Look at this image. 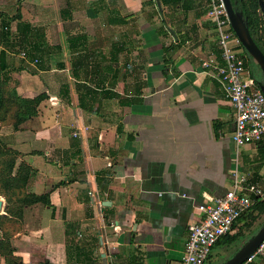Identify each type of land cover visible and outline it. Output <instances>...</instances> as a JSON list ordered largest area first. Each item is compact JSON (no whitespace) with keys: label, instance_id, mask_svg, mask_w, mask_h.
Masks as SVG:
<instances>
[{"label":"crops","instance_id":"obj_1","mask_svg":"<svg viewBox=\"0 0 264 264\" xmlns=\"http://www.w3.org/2000/svg\"><path fill=\"white\" fill-rule=\"evenodd\" d=\"M205 4L0 0V68L22 97L47 95L21 129L0 126L32 169L26 193L49 200L22 209V264H170L235 175L264 185V148L234 144V109L200 66L217 51Z\"/></svg>","mask_w":264,"mask_h":264},{"label":"built area","instance_id":"obj_2","mask_svg":"<svg viewBox=\"0 0 264 264\" xmlns=\"http://www.w3.org/2000/svg\"><path fill=\"white\" fill-rule=\"evenodd\" d=\"M205 7L206 18L216 33L217 51L203 58L200 66L219 82L234 109L231 133L234 144L237 147L255 144L264 148V94L251 75L244 48L231 28L222 0H206ZM20 55L25 58L27 53L21 51ZM258 199L264 200V185L235 175L230 189L212 204L199 206L203 215L188 226L182 255L170 264H205L216 241L233 232L236 219ZM258 258L264 259V239L242 264Z\"/></svg>","mask_w":264,"mask_h":264},{"label":"trees","instance_id":"obj_3","mask_svg":"<svg viewBox=\"0 0 264 264\" xmlns=\"http://www.w3.org/2000/svg\"><path fill=\"white\" fill-rule=\"evenodd\" d=\"M160 1L163 7L170 9L182 0ZM231 2L234 9L241 13L253 40L264 53V18L259 11L258 0H231ZM15 17L20 18L19 9L12 18ZM243 54L248 59L251 75L259 85L261 80L256 76L253 60L244 49ZM6 68L7 66L0 70ZM9 72L10 70L6 69L3 71L4 75L0 76V126H9L13 130H19L25 122L38 114L39 105L47 95L40 93L32 98L22 97L17 93L15 86L10 83ZM19 154L0 138V195L5 199L4 211L6 213L5 215L0 214V255L5 258V264H22L21 259L14 254V247L10 240L19 229L23 207L38 202L49 204L47 195L26 193L25 186L32 169L24 162H20L16 168ZM262 215H264V200L258 199L236 219L232 226L233 232L221 236L213 247L232 246L240 242L245 236L243 232L248 230ZM237 249L238 247L232 253ZM39 264L52 263L45 261Z\"/></svg>","mask_w":264,"mask_h":264},{"label":"water","instance_id":"obj_4","mask_svg":"<svg viewBox=\"0 0 264 264\" xmlns=\"http://www.w3.org/2000/svg\"><path fill=\"white\" fill-rule=\"evenodd\" d=\"M157 8L162 11L160 0H155ZM226 14L228 16L231 28L236 36L239 38L244 50L248 53L250 58L255 62L262 73V80L259 84L261 92L264 94V53L253 40L249 29L244 22L240 12L233 7L231 0H222ZM258 6L264 18V3L258 0ZM0 212H2V199L0 198ZM264 239V223L263 225L239 248L226 259L222 264H242L254 252L260 242ZM32 264V263H31Z\"/></svg>","mask_w":264,"mask_h":264},{"label":"rangeland","instance_id":"obj_5","mask_svg":"<svg viewBox=\"0 0 264 264\" xmlns=\"http://www.w3.org/2000/svg\"><path fill=\"white\" fill-rule=\"evenodd\" d=\"M253 68L255 70L256 76L259 78V80H262L263 78H262L261 70H260L259 66L255 62L253 64ZM263 223H264V215L259 217L248 230H245L243 232L245 236H244V238H242V240L240 242H238L236 244H233L232 246L225 247V250H224L225 252L223 253L222 258L220 259V261H222L225 257H227V255H229V253H231L236 247H239L244 242H246L263 225Z\"/></svg>","mask_w":264,"mask_h":264}]
</instances>
